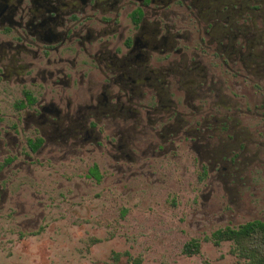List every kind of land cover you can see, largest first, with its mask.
I'll use <instances>...</instances> for the list:
<instances>
[{"label": "flooded vegetation", "instance_id": "obj_1", "mask_svg": "<svg viewBox=\"0 0 264 264\" xmlns=\"http://www.w3.org/2000/svg\"><path fill=\"white\" fill-rule=\"evenodd\" d=\"M215 1L0 0V97L16 89L13 122L2 125L0 113L1 161L9 166L20 156L18 133L30 134L29 152L47 150L51 160L93 144L114 162L144 165L148 153L162 155L180 133L205 153L206 134L236 126L216 110L223 109L219 101L214 108L192 103L222 91L208 74L211 65L236 60L264 78V42L253 44L243 25L230 29L228 19L239 14ZM247 10L252 19L264 17L260 7ZM238 37L251 40L245 52ZM257 45L263 49L248 50ZM171 87L185 88L192 122L182 119Z\"/></svg>", "mask_w": 264, "mask_h": 264}, {"label": "rangeland", "instance_id": "obj_2", "mask_svg": "<svg viewBox=\"0 0 264 264\" xmlns=\"http://www.w3.org/2000/svg\"><path fill=\"white\" fill-rule=\"evenodd\" d=\"M215 3L239 14L228 19L230 29L243 25L254 34L253 44L259 37L264 42V17L252 19L247 10L264 12L263 0ZM190 31L195 38L193 26ZM246 42L238 37L236 47L242 44L245 52ZM216 64L208 74L221 81L218 98L213 93L192 103L219 101L223 109L216 110L236 126L206 134L205 153L194 149L193 136L180 133L162 155L148 153L144 165L114 162L93 144L51 160L47 150L29 152L30 134L18 133L16 161L7 166L0 154V264H243L232 243L216 246L211 234L254 219L264 223V78L236 60ZM236 70L241 75H233ZM8 89L0 97L2 125L13 122L8 117L16 89ZM170 90L182 119L191 121L185 88ZM235 131L242 136L235 138ZM24 155L32 160L23 162ZM93 165L98 180L89 173ZM190 240L199 250L187 256L182 248Z\"/></svg>", "mask_w": 264, "mask_h": 264}, {"label": "trees", "instance_id": "obj_3", "mask_svg": "<svg viewBox=\"0 0 264 264\" xmlns=\"http://www.w3.org/2000/svg\"><path fill=\"white\" fill-rule=\"evenodd\" d=\"M41 141L32 144L35 150ZM96 180L100 177L96 165H93L89 172ZM212 243L219 245L221 242H230L233 245L232 252L243 260V264H264V223L254 219L239 225L236 228L225 227L218 229L211 234ZM199 244L190 240L183 245L182 253L191 256L197 253ZM203 264H209L207 262Z\"/></svg>", "mask_w": 264, "mask_h": 264}]
</instances>
